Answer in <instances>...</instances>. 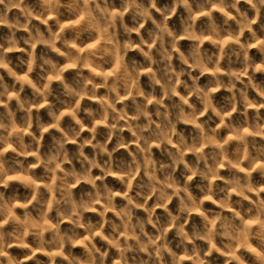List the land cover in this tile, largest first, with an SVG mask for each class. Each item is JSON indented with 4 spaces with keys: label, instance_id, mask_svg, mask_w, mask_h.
<instances>
[{
    "label": "clouds",
    "instance_id": "obj_1",
    "mask_svg": "<svg viewBox=\"0 0 264 264\" xmlns=\"http://www.w3.org/2000/svg\"><path fill=\"white\" fill-rule=\"evenodd\" d=\"M264 0H0V264H264Z\"/></svg>",
    "mask_w": 264,
    "mask_h": 264
},
{
    "label": "rangeland",
    "instance_id": "obj_2",
    "mask_svg": "<svg viewBox=\"0 0 264 264\" xmlns=\"http://www.w3.org/2000/svg\"><path fill=\"white\" fill-rule=\"evenodd\" d=\"M260 79H264V77H261Z\"/></svg>",
    "mask_w": 264,
    "mask_h": 264
}]
</instances>
